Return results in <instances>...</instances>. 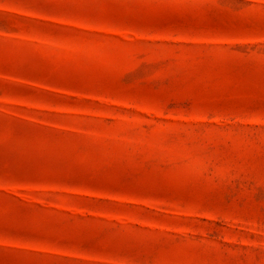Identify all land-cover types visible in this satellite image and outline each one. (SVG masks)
I'll use <instances>...</instances> for the list:
<instances>
[{"label": "rangeland", "instance_id": "obj_1", "mask_svg": "<svg viewBox=\"0 0 264 264\" xmlns=\"http://www.w3.org/2000/svg\"><path fill=\"white\" fill-rule=\"evenodd\" d=\"M0 264H264V0H0Z\"/></svg>", "mask_w": 264, "mask_h": 264}]
</instances>
